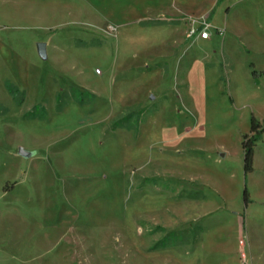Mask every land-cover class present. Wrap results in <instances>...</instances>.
<instances>
[{
  "label": "rangeland",
  "instance_id": "374dc122",
  "mask_svg": "<svg viewBox=\"0 0 264 264\" xmlns=\"http://www.w3.org/2000/svg\"><path fill=\"white\" fill-rule=\"evenodd\" d=\"M252 117L264 0H0V264H264Z\"/></svg>",
  "mask_w": 264,
  "mask_h": 264
},
{
  "label": "trees",
  "instance_id": "16d2710c",
  "mask_svg": "<svg viewBox=\"0 0 264 264\" xmlns=\"http://www.w3.org/2000/svg\"><path fill=\"white\" fill-rule=\"evenodd\" d=\"M8 94H12L16 91L14 89H7ZM264 134V120L262 124H260L253 117L250 121V129L249 135H244L241 141V148L243 151V174L245 177L253 172V157H254V149L259 141L262 139V135ZM243 201L245 206L248 203V191L247 189L243 192Z\"/></svg>",
  "mask_w": 264,
  "mask_h": 264
},
{
  "label": "water",
  "instance_id": "95a60500",
  "mask_svg": "<svg viewBox=\"0 0 264 264\" xmlns=\"http://www.w3.org/2000/svg\"><path fill=\"white\" fill-rule=\"evenodd\" d=\"M36 48H37V53H38L39 58L41 60H45L46 59V46H45V44L39 43V44H37ZM17 155L21 158H24V159H28L32 156L31 153L26 152L22 149L18 150Z\"/></svg>",
  "mask_w": 264,
  "mask_h": 264
},
{
  "label": "built area",
  "instance_id": "2783aa9c",
  "mask_svg": "<svg viewBox=\"0 0 264 264\" xmlns=\"http://www.w3.org/2000/svg\"><path fill=\"white\" fill-rule=\"evenodd\" d=\"M200 38L201 39H207L208 38V34L203 32L202 34H200Z\"/></svg>",
  "mask_w": 264,
  "mask_h": 264
},
{
  "label": "crops",
  "instance_id": "0c3cea01",
  "mask_svg": "<svg viewBox=\"0 0 264 264\" xmlns=\"http://www.w3.org/2000/svg\"><path fill=\"white\" fill-rule=\"evenodd\" d=\"M250 175V174H249ZM248 176V175H247Z\"/></svg>",
  "mask_w": 264,
  "mask_h": 264
}]
</instances>
